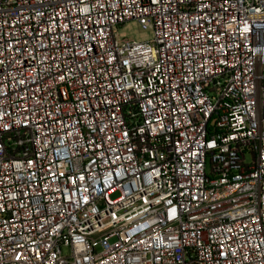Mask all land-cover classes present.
Segmentation results:
<instances>
[{
  "label": "built area",
  "instance_id": "built-area-1",
  "mask_svg": "<svg viewBox=\"0 0 264 264\" xmlns=\"http://www.w3.org/2000/svg\"><path fill=\"white\" fill-rule=\"evenodd\" d=\"M0 264H264V0H0Z\"/></svg>",
  "mask_w": 264,
  "mask_h": 264
},
{
  "label": "rangeland",
  "instance_id": "rangeland-1",
  "mask_svg": "<svg viewBox=\"0 0 264 264\" xmlns=\"http://www.w3.org/2000/svg\"><path fill=\"white\" fill-rule=\"evenodd\" d=\"M120 32L124 33L129 39L136 41H145L152 38V33L149 30H143L139 25L134 23H129L123 29L121 28ZM111 197H116V194ZM97 249L99 250L100 248L97 247Z\"/></svg>",
  "mask_w": 264,
  "mask_h": 264
}]
</instances>
